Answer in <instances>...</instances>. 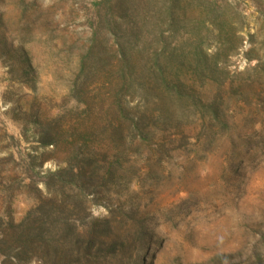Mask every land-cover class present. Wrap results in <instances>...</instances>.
<instances>
[{
    "label": "rangeland",
    "instance_id": "obj_1",
    "mask_svg": "<svg viewBox=\"0 0 264 264\" xmlns=\"http://www.w3.org/2000/svg\"><path fill=\"white\" fill-rule=\"evenodd\" d=\"M95 1L0 0V264H42L5 241L17 236L9 221L18 224L40 211L43 197L30 185L42 189L48 171L79 170L86 157L102 162L103 153L117 152L107 132L82 139L86 125L105 122L97 120V86L77 95L91 101L90 122L75 96L84 82L80 59L106 15ZM217 1L232 4L247 26L226 66L231 72L255 65L246 53L264 56V0ZM236 81L233 90L228 82L217 94L222 108L229 106L226 120H214L203 108L216 91L196 86L201 101L182 103L179 122L162 127L152 141L132 140L116 171L123 189L91 207L99 216L119 203L147 219L155 239L146 264H264V92L258 89L260 99L246 103ZM46 133L56 145L41 144Z\"/></svg>",
    "mask_w": 264,
    "mask_h": 264
},
{
    "label": "trees",
    "instance_id": "obj_2",
    "mask_svg": "<svg viewBox=\"0 0 264 264\" xmlns=\"http://www.w3.org/2000/svg\"><path fill=\"white\" fill-rule=\"evenodd\" d=\"M94 3L105 8L106 15L103 23L93 28L80 59L78 75L84 82L77 85L75 96L85 105L82 118L90 122L91 101L77 95L89 93L90 84L97 86V120L105 122L86 125L82 139L97 130L107 132L105 137L109 145H117V152L111 156L103 153L102 162L86 157L79 170L70 166L48 171L42 189L38 184L30 185L43 197L40 211L37 217L27 216L18 224L9 221L8 230L17 236L13 242L5 241L19 255L35 257L42 264H146L147 251L155 239L147 219H139L135 208L124 209L119 203L106 204V213L99 216L91 211L100 197L118 195L123 189L122 176L116 171L122 167L129 143L136 138L152 141L162 127L179 122L182 103L198 105L201 101L196 86L208 85L216 91L203 108L217 121L226 120L229 110V106L222 108L217 96L228 82L233 90L237 80L236 92L246 103L260 96L258 89L264 92V56L250 51L246 57L248 61L256 59L255 65L231 72L226 66L241 48L247 27L245 17L232 4L217 0ZM188 6L195 7L193 12ZM102 27L104 35L100 34ZM248 37L252 40L253 35ZM244 88L251 89L249 95L244 94ZM40 142L43 146L56 145L48 133ZM120 144L124 149L118 147Z\"/></svg>",
    "mask_w": 264,
    "mask_h": 264
}]
</instances>
